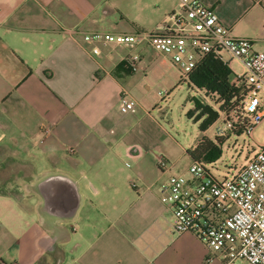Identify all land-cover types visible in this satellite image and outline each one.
Instances as JSON below:
<instances>
[{
  "label": "crops",
  "instance_id": "1",
  "mask_svg": "<svg viewBox=\"0 0 264 264\" xmlns=\"http://www.w3.org/2000/svg\"><path fill=\"white\" fill-rule=\"evenodd\" d=\"M197 1L264 51V0ZM178 3L0 0V149L7 166L28 170L20 194L0 188L11 202L0 207V264H224L193 234L174 233L158 190L191 162L179 166L183 148L157 115L163 95L153 81L160 76L169 95L178 70L147 46L82 41L93 32L150 33ZM131 56L140 71L127 67ZM47 174L78 187L71 221L46 215L35 185Z\"/></svg>",
  "mask_w": 264,
  "mask_h": 264
},
{
  "label": "built area",
  "instance_id": "2",
  "mask_svg": "<svg viewBox=\"0 0 264 264\" xmlns=\"http://www.w3.org/2000/svg\"><path fill=\"white\" fill-rule=\"evenodd\" d=\"M82 41L147 46L167 57L179 72V83L188 86L191 73L207 56L230 71L235 62L238 70L233 68L231 74L238 96L220 112L223 127L214 138L236 132L252 138L264 120V51H257L249 39L233 37L214 11L197 0H179L150 33L93 32ZM90 53L98 54V48ZM139 62L138 56L126 60L131 72L140 71ZM205 164L191 160L186 175L170 176L158 189L171 210L174 233L193 234L210 253L221 254L224 264H264V144L244 166L221 180ZM157 167L162 170L167 162L160 157Z\"/></svg>",
  "mask_w": 264,
  "mask_h": 264
},
{
  "label": "rangeland",
  "instance_id": "3",
  "mask_svg": "<svg viewBox=\"0 0 264 264\" xmlns=\"http://www.w3.org/2000/svg\"><path fill=\"white\" fill-rule=\"evenodd\" d=\"M129 17H132V15L129 14L126 21L130 20ZM126 48L128 47L126 46ZM256 50L261 51L260 49ZM233 68L238 70L235 64H233ZM159 80L160 76L157 77V80L154 79L153 85L156 91H159L163 95L159 101V105L162 106L161 115L163 117L160 116L159 112H157V115L159 116V120L168 125L174 139L183 148V155L179 166L185 167L190 161L186 152L192 150L202 137L215 140L214 137L218 130L222 129L223 122L219 118L205 133H201L198 129L199 123H194L192 119H188L186 113L194 108V99L199 100L203 105H211L216 108L214 105L215 97L196 88H192L187 83L179 82H177L176 86L170 88L169 95H166V91L168 90ZM262 144H264V120L255 129L252 138H249L245 133L238 136L231 133L227 137L220 139L221 155L215 162L205 164L206 168L217 180H221L244 166L250 158L254 157L259 145ZM0 159L5 161L3 166L0 167V188L20 194L19 192L23 191L24 185L26 184H23V181L20 180V182H17L18 186H12L7 181L10 179L12 173L16 176L20 170H24L27 175V168H11L7 166L8 161L6 162V160H9V157L1 149ZM10 203L9 201H2L0 199V207L2 208L10 207Z\"/></svg>",
  "mask_w": 264,
  "mask_h": 264
},
{
  "label": "trees",
  "instance_id": "4",
  "mask_svg": "<svg viewBox=\"0 0 264 264\" xmlns=\"http://www.w3.org/2000/svg\"><path fill=\"white\" fill-rule=\"evenodd\" d=\"M189 83L192 88L203 91L215 97L214 105H203L194 99V108L186 113L188 119L199 123L201 133L206 132L218 119L220 112L238 96L235 79L228 67L212 56H207L203 62L191 73ZM237 135L240 133L236 132ZM193 161L205 163L215 162L221 155L220 140H210L202 137L196 146L187 151Z\"/></svg>",
  "mask_w": 264,
  "mask_h": 264
},
{
  "label": "water",
  "instance_id": "5",
  "mask_svg": "<svg viewBox=\"0 0 264 264\" xmlns=\"http://www.w3.org/2000/svg\"><path fill=\"white\" fill-rule=\"evenodd\" d=\"M35 190L44 199L47 216L57 221H71L80 205L79 189L61 174L42 176Z\"/></svg>",
  "mask_w": 264,
  "mask_h": 264
},
{
  "label": "flooded vegetation",
  "instance_id": "6",
  "mask_svg": "<svg viewBox=\"0 0 264 264\" xmlns=\"http://www.w3.org/2000/svg\"><path fill=\"white\" fill-rule=\"evenodd\" d=\"M24 175H25V171L24 170L18 171V178H19V180L23 181L22 177H24ZM22 183L24 184L25 182L23 181ZM24 189H25V185H24Z\"/></svg>",
  "mask_w": 264,
  "mask_h": 264
}]
</instances>
